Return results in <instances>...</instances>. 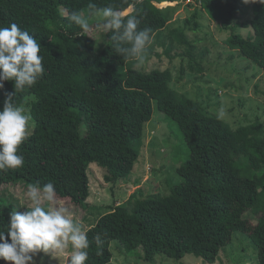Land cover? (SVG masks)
I'll return each mask as SVG.
<instances>
[{
  "label": "trees",
  "instance_id": "trees-1",
  "mask_svg": "<svg viewBox=\"0 0 264 264\" xmlns=\"http://www.w3.org/2000/svg\"><path fill=\"white\" fill-rule=\"evenodd\" d=\"M163 1L0 0V26L16 23L28 30L41 44L44 57V72L32 87L15 93L14 83L5 81L0 89V110L9 94L20 106L34 96L29 103L36 120L34 131L19 146L23 166L0 170V225L9 221L15 207L1 195L6 182H52L58 200L86 209L92 163L106 169L107 182L127 179L141 155L156 101L189 147L187 159L177 168L181 181L166 195L134 193L127 202L113 205L85 231L89 240L85 264H110L114 240L132 255L141 250L147 261L158 254L177 259L193 254L214 263L236 232L251 239L257 264H264V122L257 118L232 126L177 91L171 68L137 69L135 59L115 52L112 32L97 50L96 36L82 35L80 27L67 19L73 11L87 13L90 2L112 7L135 15L138 30L151 29L152 45L170 20ZM197 1L213 20L222 22L223 31L232 32L227 39L230 48L264 69V4L255 2L254 17L243 23L252 26L253 33L244 36L234 32L237 14H245L249 7L244 0ZM199 16L196 11L186 19L187 29ZM170 33V44L176 37L194 59L196 46L186 30L174 28ZM171 50L168 46L167 52ZM6 263L0 259V264Z\"/></svg>",
  "mask_w": 264,
  "mask_h": 264
},
{
  "label": "rangeland",
  "instance_id": "rangeland-1",
  "mask_svg": "<svg viewBox=\"0 0 264 264\" xmlns=\"http://www.w3.org/2000/svg\"><path fill=\"white\" fill-rule=\"evenodd\" d=\"M248 4L247 12L237 14L234 21V32L244 36L253 33L252 26H243L245 21L251 20L255 15V2ZM162 6L168 7L170 11L168 26L147 48L148 55L145 54L144 62H136L135 67L147 72L171 68L174 74L173 86L177 91L208 106L211 113L234 127L249 124L257 118L264 122V69L242 56L239 50L230 48L227 39L232 32L223 31L222 22L213 20L197 0H164ZM196 11L200 13L197 22L195 20L192 27L187 29L186 19ZM89 23V33L96 36V49L101 50L106 43L107 34L98 30L95 17L90 18ZM174 28L186 30L188 39L195 43L194 59L187 52L184 53L186 47L179 45L176 37L173 38V45L170 44V31ZM168 46L172 49L170 53L167 52ZM197 67L202 69L196 70ZM34 99V96L29 97L24 105L31 114L27 134L34 131L36 123L29 103ZM153 105L154 113L145 127L141 155L127 179L107 182L106 169L95 162L88 170L91 196L86 209L56 198L59 204L71 210L84 231L109 212L113 205L127 202L132 194L166 195L170 193L172 185L181 181L177 168L187 159L189 147L177 124L166 118L158 109L156 101ZM28 185L25 181L6 182L2 185L1 195L18 207V197L24 195ZM18 210L25 211L26 206ZM248 217L256 220L252 213ZM111 250L113 259L110 264H257L258 261L251 239L240 232H236L233 242L214 263L206 262L193 254H187L182 259L158 254L155 260L147 261L141 250L132 255L119 240L112 241ZM34 261L35 264H67L68 253L59 259L41 252L34 257Z\"/></svg>",
  "mask_w": 264,
  "mask_h": 264
},
{
  "label": "clouds",
  "instance_id": "clouds-1",
  "mask_svg": "<svg viewBox=\"0 0 264 264\" xmlns=\"http://www.w3.org/2000/svg\"><path fill=\"white\" fill-rule=\"evenodd\" d=\"M244 2L264 4V0ZM92 17L97 20L98 30L113 33L112 46L117 54L126 60L144 62L146 49L152 43L151 29L138 30L135 15L112 7L99 8L90 2L87 14L73 11L67 19L78 25L83 35L89 33ZM40 53L41 44L28 30L16 23L0 26V89L5 81L14 83L15 93L32 87L44 72ZM30 120L29 110L9 94L0 110V170L23 166L19 146L27 139ZM18 199L20 204L10 212L9 221L0 225V259L10 264H35L34 257L41 252L59 259L67 252L68 264H85L89 255L87 234L71 210L56 201L52 182L29 184ZM25 206V211L18 210Z\"/></svg>",
  "mask_w": 264,
  "mask_h": 264
}]
</instances>
